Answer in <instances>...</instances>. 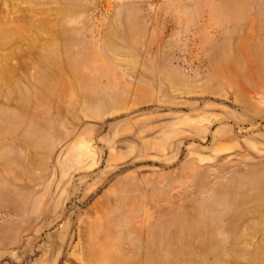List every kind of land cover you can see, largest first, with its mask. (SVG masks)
Segmentation results:
<instances>
[{
  "label": "rangeland",
  "instance_id": "1",
  "mask_svg": "<svg viewBox=\"0 0 264 264\" xmlns=\"http://www.w3.org/2000/svg\"><path fill=\"white\" fill-rule=\"evenodd\" d=\"M0 264H264V0H0Z\"/></svg>",
  "mask_w": 264,
  "mask_h": 264
},
{
  "label": "bare ground",
  "instance_id": "2",
  "mask_svg": "<svg viewBox=\"0 0 264 264\" xmlns=\"http://www.w3.org/2000/svg\"><path fill=\"white\" fill-rule=\"evenodd\" d=\"M54 86V84L50 83L49 81L46 82V84L43 86V88L41 89L42 92H46V93H50L52 92V87Z\"/></svg>",
  "mask_w": 264,
  "mask_h": 264
}]
</instances>
